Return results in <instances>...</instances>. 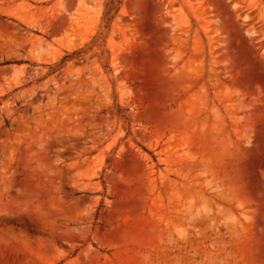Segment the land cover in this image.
I'll use <instances>...</instances> for the list:
<instances>
[{"label": "rangeland", "instance_id": "obj_1", "mask_svg": "<svg viewBox=\"0 0 264 264\" xmlns=\"http://www.w3.org/2000/svg\"><path fill=\"white\" fill-rule=\"evenodd\" d=\"M111 1L0 0V264H264V0Z\"/></svg>", "mask_w": 264, "mask_h": 264}, {"label": "trees", "instance_id": "obj_2", "mask_svg": "<svg viewBox=\"0 0 264 264\" xmlns=\"http://www.w3.org/2000/svg\"><path fill=\"white\" fill-rule=\"evenodd\" d=\"M120 2H121V0H112V1H111L110 5H111L112 7H110V9L107 10V12L105 13V18H106V21H108V24L110 23L109 21L111 20V15H110V14H111V9H113V6H115V5H119ZM116 11H117V9H116ZM78 54H79V53H76V52H75V53H73V54H68V55H66V56L62 59L61 64L57 65V66L54 67V68H51V72L57 70L58 67H60L62 64H64V63H65L66 61H68L69 59H71V58L77 56Z\"/></svg>", "mask_w": 264, "mask_h": 264}]
</instances>
